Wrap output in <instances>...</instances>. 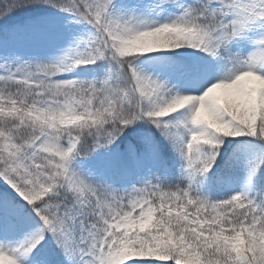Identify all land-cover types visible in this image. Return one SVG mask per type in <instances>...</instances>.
I'll return each mask as SVG.
<instances>
[{
  "label": "snow or ice",
  "instance_id": "1",
  "mask_svg": "<svg viewBox=\"0 0 264 264\" xmlns=\"http://www.w3.org/2000/svg\"><path fill=\"white\" fill-rule=\"evenodd\" d=\"M0 264H264V0H0Z\"/></svg>",
  "mask_w": 264,
  "mask_h": 264
}]
</instances>
